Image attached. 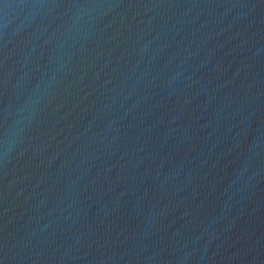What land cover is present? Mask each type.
<instances>
[{
	"label": "water",
	"instance_id": "1",
	"mask_svg": "<svg viewBox=\"0 0 264 264\" xmlns=\"http://www.w3.org/2000/svg\"><path fill=\"white\" fill-rule=\"evenodd\" d=\"M0 264H264V0H0Z\"/></svg>",
	"mask_w": 264,
	"mask_h": 264
}]
</instances>
